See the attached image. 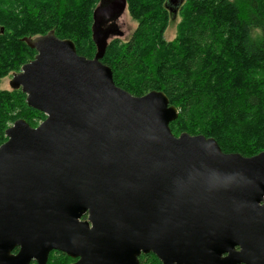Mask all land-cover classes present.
I'll list each match as a JSON object with an SVG mask.
<instances>
[{"label":"water","instance_id":"obj_1","mask_svg":"<svg viewBox=\"0 0 264 264\" xmlns=\"http://www.w3.org/2000/svg\"><path fill=\"white\" fill-rule=\"evenodd\" d=\"M125 10V0L94 8L92 59L48 33L11 78L45 119L4 131L0 264H46L52 251L71 264H139L149 253L161 264H264V151L175 137L163 93L115 86L102 25Z\"/></svg>","mask_w":264,"mask_h":264},{"label":"trees","instance_id":"obj_2","mask_svg":"<svg viewBox=\"0 0 264 264\" xmlns=\"http://www.w3.org/2000/svg\"><path fill=\"white\" fill-rule=\"evenodd\" d=\"M100 1L0 0V79L33 60L30 40L48 33L70 40L77 55L92 59V12ZM125 1L136 27L127 41L108 40L101 59L115 86L133 97L163 93L177 110L169 125L175 137L212 138L225 154L263 152L264 0ZM174 16L175 36L166 41ZM44 119L20 89L0 91V145L16 120L36 127ZM53 258V264L74 262L52 251L46 264ZM138 262L161 264L151 253Z\"/></svg>","mask_w":264,"mask_h":264},{"label":"rangeland","instance_id":"obj_3","mask_svg":"<svg viewBox=\"0 0 264 264\" xmlns=\"http://www.w3.org/2000/svg\"><path fill=\"white\" fill-rule=\"evenodd\" d=\"M177 22H178V18L175 16L170 20V23H169V25L165 31V34H164V39L166 41H170L174 38V36H175V25ZM114 25H115V29L118 31V35L115 38H118L121 41H127L129 39L131 33L133 32V30L136 27V23L132 20V18L130 17L127 10H125L115 20ZM19 71H20V69H19ZM15 73H17V71ZM13 74L14 73L11 72L7 76L0 79V91H3V90L4 91H11L12 87H11L10 82H11V78H12ZM9 126H11V125H9ZM54 259H56V258H53L52 264H53ZM57 262H58V264L60 263L59 260ZM54 264H57V263L54 262Z\"/></svg>","mask_w":264,"mask_h":264},{"label":"flooded vegetation","instance_id":"obj_4","mask_svg":"<svg viewBox=\"0 0 264 264\" xmlns=\"http://www.w3.org/2000/svg\"><path fill=\"white\" fill-rule=\"evenodd\" d=\"M107 1V0H106ZM177 5V4H176ZM118 18V17H117ZM110 19V20H107L103 25H102V29L104 31H107L109 34H108V40L111 39V38H114L118 35V31L115 29V25H114V22L115 20L117 19ZM18 73V72H17ZM16 74V73H14ZM13 74V75H14ZM12 75V76H13ZM17 252V251H16ZM15 252V253H16Z\"/></svg>","mask_w":264,"mask_h":264}]
</instances>
